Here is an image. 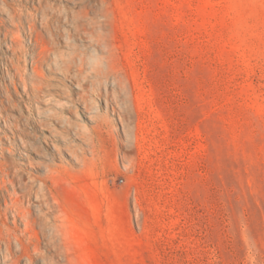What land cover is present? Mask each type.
<instances>
[{
    "label": "rangeland",
    "instance_id": "rangeland-1",
    "mask_svg": "<svg viewBox=\"0 0 264 264\" xmlns=\"http://www.w3.org/2000/svg\"><path fill=\"white\" fill-rule=\"evenodd\" d=\"M6 212L73 264H264V0H0Z\"/></svg>",
    "mask_w": 264,
    "mask_h": 264
},
{
    "label": "bare ground",
    "instance_id": "bare-ground-1",
    "mask_svg": "<svg viewBox=\"0 0 264 264\" xmlns=\"http://www.w3.org/2000/svg\"><path fill=\"white\" fill-rule=\"evenodd\" d=\"M11 21L15 24L13 19ZM4 36L7 38V33ZM13 41L16 42L15 39ZM59 220H64V216L27 212L1 214L0 248L2 246L5 248L4 260L8 264L23 260L25 264H73L68 249L66 259L61 258L67 243L62 235L64 227L57 223ZM18 222L24 224L22 229L17 228ZM42 239L46 240L44 250L40 247Z\"/></svg>",
    "mask_w": 264,
    "mask_h": 264
}]
</instances>
